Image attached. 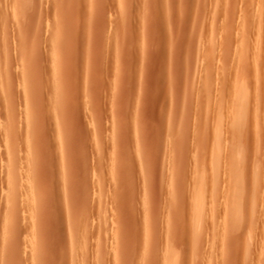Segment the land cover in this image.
Instances as JSON below:
<instances>
[{
	"label": "rangeland",
	"instance_id": "rangeland-1",
	"mask_svg": "<svg viewBox=\"0 0 264 264\" xmlns=\"http://www.w3.org/2000/svg\"><path fill=\"white\" fill-rule=\"evenodd\" d=\"M0 1V264H264V0Z\"/></svg>",
	"mask_w": 264,
	"mask_h": 264
},
{
	"label": "bare ground",
	"instance_id": "bare-ground-1",
	"mask_svg": "<svg viewBox=\"0 0 264 264\" xmlns=\"http://www.w3.org/2000/svg\"><path fill=\"white\" fill-rule=\"evenodd\" d=\"M7 1H8V0H6L5 2H7ZM9 1H10V0H9ZM43 1H44V0H43ZM58 1H59V0H58ZM0 2H1V1H0ZM61 2H62V1H61ZM110 2H111V1H110ZM2 4H3V3H2ZM5 4H6V3H5ZM9 4H10V3H9ZM9 4H8V5H9ZM0 5H1V4H0ZM128 5H129V4H128ZM4 6H5V5H4ZM13 6H14V5H13ZM18 6H19V5H18ZM5 7H6V6H5ZM41 7H42V6H41ZM57 7H58V6H57ZM7 8H8V7H7ZM11 8H12V10H13V7H11ZM17 8H19V7H17ZM17 8H16V9H17ZM42 8H43V7H42ZM0 9H2V8H0ZM19 9H20V8H19ZM60 9H61V8H60ZM108 9H109V8H108ZM98 10H99V9H98ZM127 10H128V9H127ZM0 11H1V10H0ZM2 11H3V10H2ZM2 11H1V12H2ZM6 11H7V10H6ZM17 11H18V10H17ZM36 11H37V10H36ZM93 11H94V10H93ZM96 11H97V10H96ZM1 12H0V15H1ZM13 12H14V11H13ZM13 12H11V13H13ZM11 13H10V14H11ZM13 14H16V12H14ZM19 14H20V12H19ZM46 14H47V13H46ZM80 14H81V13H80ZM93 14H94V13H93ZM124 14H125V13H124ZM3 15H4V14H3ZM127 15H128V14H127ZM10 16H11V15H10ZM19 16H20V15H19ZM263 16H264V15H263ZM2 17H3V16H2ZM13 17L16 18V16H13ZM14 18H12V19H14ZM17 18H18V17H17ZM72 18H73V17H72ZM82 18H83V17H82ZM2 19H3V18H2ZM10 19H11V18H10ZM12 19H11V20H12ZM93 19L95 20V18H93ZM261 19H262V18H261ZM11 20H10V21H11ZM57 20H58V19H57ZM80 21H81V20H80ZM7 24H8V21H7ZM9 24H10V23H9ZM72 26H73V25H72ZM5 27H6V26H5ZM5 27H4V28H5ZM40 27H41V26H40ZM6 29H7V28H6ZM73 29H74V28H73ZM262 29H263V28H262ZM262 29H261V30H262ZM45 30H46V29H45ZM49 30H50V28H49ZM49 30H48V28H47V32H48ZM51 30H52V29H51ZM54 30H55V28H54ZM56 30H57V31H56L55 33L58 32V34H59L60 31H59L58 29H56ZM80 30H81V29H80ZM261 30H259V31H261ZM23 32H24V31H23ZM25 32H26V31H25ZM42 32H43V31H42ZM45 32H46V31H45ZM45 32H44V33H45ZM49 32H50V31H49ZM80 32H81V31H80ZM256 33H257V31H256ZM47 34L50 35V33H47ZM3 35H4V34H3ZM49 35H48V36H49ZM52 35H53V34H52ZM54 35H56V34H54ZM257 35H258V36H257ZM6 36H7V35H6ZM8 36H9V35H8ZM23 36H24V34H23ZM46 36H47V35H46ZM58 36H59V35H57V37H58ZM78 36H79V33H78ZM263 36H264V32L262 33V31L260 32V35H259V34H256V37L259 38V41L262 39V42H260L261 44H264V43H263ZM25 37H26V36H25ZM27 37H28V36H27ZM44 37H45V34H44ZM244 37H245V35H244ZM28 38H29V37H28ZM78 38H79V37H78ZM258 38H257V39H258ZM47 39H48V38H47ZM52 39H55L54 42L56 41L55 43H57L58 40H56V36H54V38L52 37ZM21 40H22V39H21ZM49 40H51L50 37H49ZM79 40H80V39H79ZM92 40H93V39H92ZM43 41H44V40H43ZM52 41H53V40H51V42H52ZM251 41H252V40H251ZM256 41H257V40H256ZM23 42H24V40H23ZM51 42L49 43V45H50V44H51V45H50V46L48 45L49 47H52V46H53ZM148 42H149V41H148ZM4 43H5V42H4ZM251 43H252V42H251ZM257 43H259V42L257 41ZM21 44H22V43H21ZM78 44H79V43H78ZM253 44H255V42H254ZM261 44H260V45H261ZM24 45H25V44H24ZM45 45H46V44H45ZM246 45H247V44H246ZM260 45H258V46H260ZM55 46H56V45H55ZM247 46H248V45H247ZM46 47H47V45L45 46V48H46ZM95 47H96V46H95ZM252 47H253V46H252ZM255 47H257V46L255 45ZM8 48H9V47H8ZM243 48H244V46H243ZM243 48H242V49H243ZM248 48H249V47H248ZM41 49H42V46H41ZM47 49H48V48H47ZM47 49H45L44 51H47ZM245 49H246V48H245ZM253 49H254V48H253ZM253 49H252V50H253ZM259 49H260V48H259ZM23 50H24V49H23ZM247 50H248V49H247ZM247 50H246V51H247ZM249 50H250V49H249ZM257 50H258V49H256V51H257ZM42 51H43V50H42ZM49 51H50V50H49ZM52 51H54L53 48H52ZM52 51H51V52H52ZM246 51H245V52H246ZM248 52H249V51H247V53H248ZM12 53H13V52H12ZM24 53H25V52H24ZM46 53H47V52H46ZM250 53H251V52H250ZM251 54H252V53H251ZM254 54H255V50H254ZM47 55H48V54H47ZM54 55H55V54H54ZM248 55H250V54L248 53ZM50 56H53V52H52V54H51ZM245 56H246V54H245ZM250 56H251V55H250ZM255 56H256V55H255ZM104 57H105V56H104ZM26 58H27V57H26ZM52 58H53V57H52ZM254 58H255V57H254ZM247 59H248V58H247ZM259 59H260V58H259ZM248 60H249V59H248ZM249 61H250V60H249ZM31 62H32V61H31ZM35 62H36V61L34 60V63H35ZM245 62H246V61H245ZM257 62H258V61H257ZM14 64H15V63H14ZM29 66H31V63H30ZM261 66H262V65H261ZM259 67H260V66H259ZM55 71H56V70H55ZM23 73H24V72H23ZM8 76H9V75H8ZM25 82H26V81H25ZM37 106H38V105H37ZM14 111H15V110H14ZM35 111H36V110H35ZM36 112H37V111H36ZM8 113H9V112H8ZM6 114H7V113H6ZM33 114H34V115H33ZM33 114H32V115L34 116V117H32L33 119H34L35 117L37 118V117H41V116H42V115H39L40 113L38 114L39 116H37L36 113H33ZM11 117H12V116H11ZM19 117H20V116H19ZM30 118H31V117H30ZM32 118L30 119V122H31ZM36 118L34 119L35 121H36ZM11 119H12V118H11ZM256 119H257V118H256ZM256 119H255V120H256ZM34 120H32V121H33V124H35V125L32 126V127H33V130L36 129L34 126H36V125H40V124L42 123L41 121H40V123H38V122H34ZM37 120H38V118H37ZM243 120H244V119H243ZM261 120H262V119H261ZM10 123H11V122H10ZM36 123H37V124H36ZM241 123H242V122H241ZM263 124H264V122H263ZM31 125H32V124H31ZM41 125H44V123H42ZM239 125H240V124H239ZM32 127H31V130H32ZM36 127H37V129L39 128V126H36ZM17 128H18V126H17ZM242 128H243V127H242ZM236 129H237V128H236ZM17 131H18V130H17ZM22 132H23V131H22ZM56 133H57V132H56ZM54 134H55V133H54ZM22 135H23V134H22ZM22 135H21V133H18V135H16V139L18 138L17 140H21ZM54 136H55V135H54ZM57 136H58V135H57ZM57 136H55V137H56V138L58 139V141H59V142H57V144H58V143H60V137H59V136L57 137ZM9 138H10V137H9ZM11 140H12V138H11ZM54 140H55V139H54ZM8 141H9V140H8ZM29 141H31V138H30V137H29V139H28V144H29L28 149L26 150V149L24 148V150H26V152H22L23 149H22V151H21V148H20V151H18V152H20L19 154H20V156H21V158H19L20 156L18 155V156H19V157L17 156L18 159L23 160L25 156H27L28 158H29V156H30V158L33 157V154H32V153H33V150H32V148L30 147V142H29ZM44 141H45L44 139H41V143L44 142ZM47 141L49 142V138L47 139ZM45 143H46V141H45ZM25 144H26V143H25ZM17 146H18V145H17ZM40 146H41V145H40ZM18 147H19V146H18ZM14 151H15V150H14ZM15 154H17V153H15ZM34 154H35V153H34ZM22 155H23V156H22ZM13 156H14V155H13ZM17 158H16V159H17ZM42 158H43V157H42ZM236 158H237V157H236ZM236 158H235V159H236ZM110 160H111V159H110ZM16 162H17V161H16ZM16 162H14V163H16ZM30 162H31V160H30ZM34 162H35V161H34ZM48 162H49V161H48ZM11 163H12V162H11ZM21 163H22V162H21ZM9 165H10V164H9ZM11 165H13V166L15 167L14 164H11ZM47 165H48V164H47ZM242 165H243V164H242ZM14 167H13V168H14ZM46 167H47V166H46ZM11 169H12V168H11ZM49 169H50V168H49ZM14 170H15V169H13V172H14ZM32 172H34V171H31V173H30V172H28V173L26 172L25 175H24V178H26L25 180H27V178H28V180H27L28 182H29L30 179L32 178V177H30L31 175H29V173H30V174H33ZM200 173H201V172H200ZM200 173H199V174H200ZM14 174H15V173H14ZM14 174H13V175H14ZM22 174H23V173H22ZM22 174L19 175V177H21V180L23 179V177H22L23 175H22ZM26 174H27L30 178H29ZM16 175H17V174H16ZM201 175H203V174H201ZM33 177H34V174H33ZM204 177H205V176H204ZM16 178H17V177H16ZM199 178H200V177H199ZM233 178H234V177H233ZM12 179H13V178H12ZM15 181H16V180H15ZM15 181H14V182H15ZM31 181L33 182L32 179H31ZM31 181H30L29 183H31V185H33L34 183L32 184ZM233 181H234V180H233ZM16 183H18V182H16ZM21 184H22V183H21ZM201 184H203V182H202ZM28 185H30V184H28ZM31 185H30V186H31ZM21 189H22V188H21ZM197 190H198V189H197ZM204 191H205V190H204ZM21 192H23V191H21ZM21 192H20V193H21ZM24 193L26 194L27 192H23V194H24ZM200 193H201V192H200ZM23 194H21V195L23 196ZM25 194H24V195H25ZM196 194L199 195L198 193H196ZM200 195H201V194H200ZM203 195H204V194H202L201 196H203ZM22 196H20V197H22ZM235 196H236V195H235ZM23 197H25V196H23ZM23 197H22V199H23ZM198 197H199V196H198ZM14 198H15V197H14ZM204 198H205V197H204ZM201 200H202V199H201ZM22 201H23V200H22ZM23 204H24V203H23ZM27 204H28V203H27ZM17 206H18V205H17ZM21 206H22V205H21ZM23 206H24V205H23ZM23 206H22V208H23ZM195 206H196V205H195ZM28 207H29V206H28ZM229 207H230V206H229ZM24 208H27L26 205L24 206ZM194 208H195V207H194ZM202 208H203V206H202ZM202 208H201V209H202ZM197 209H198V208H197ZM13 210H15L14 207H13ZM16 210H17V209H16ZM194 210H196V209H194ZM195 212H196V211H195ZM197 212H198V211H197ZM202 212H203V211H202ZM202 212H201V213H202ZM195 214H196V213H195ZM197 214H198V213H197ZM200 215H201V214H200ZM237 216H238V215H237ZM199 217H200V216H199ZM238 217H239V216H238ZM240 219H241V217H240ZM198 220H199V219H198ZM236 220H237V219H236ZM198 222H199V221H198ZM230 222H231V220H230ZM233 222H234V221H233ZM15 223H16V222H15ZM229 225H231V224H229ZM14 228H15V227H14ZM14 228L12 227V229H14ZM15 229H16V228H15ZM25 229H26V227H25ZM235 229H236V228H235ZM16 230H17V229H16ZM18 230H19V228H18ZM26 230H28V229H26ZM24 231H25V230H24ZM28 231H29V230H28ZM14 232L16 233V231H14ZM21 232H22V231H21ZM17 233H18V232H17ZM12 234H13V233H12ZM11 236H12V235H11ZM11 236H10V237H11ZM13 236H14V234H13ZM13 236H12V237H13ZM15 236H16V235H15ZM82 237H83V236H82ZM192 237H193V236H192ZM187 239H188V238H187ZM86 240H87V239H86ZM192 240H193V239H192ZM194 242H195V241H194ZM172 246H173V245H172ZM246 249H247V248H246ZM170 253H171V254H170ZM165 254H166V253H165ZM169 254H170V255H169ZM169 254H166V255H169V256H170V259H171V258L173 257V255H174V253L172 254V252L169 251ZM171 255H172V256H171ZM176 256H177V254H176ZM246 256H247V255H246ZM172 259H173V258H172ZM168 261H170V260H168Z\"/></svg>",
	"mask_w": 264,
	"mask_h": 264
}]
</instances>
